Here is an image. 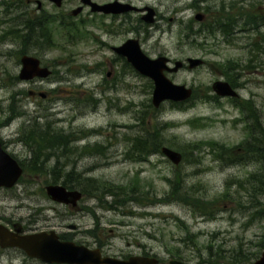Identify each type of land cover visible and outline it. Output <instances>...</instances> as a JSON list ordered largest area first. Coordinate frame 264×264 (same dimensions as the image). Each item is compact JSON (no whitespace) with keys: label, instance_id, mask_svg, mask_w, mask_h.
<instances>
[{"label":"rangeland","instance_id":"374dc122","mask_svg":"<svg viewBox=\"0 0 264 264\" xmlns=\"http://www.w3.org/2000/svg\"><path fill=\"white\" fill-rule=\"evenodd\" d=\"M134 1L166 11V0L164 5L161 0ZM24 4L25 0H0V137L24 168L34 150L18 135L31 128L59 132L64 145L52 147L55 154L45 161V172L25 168L17 186L0 189V220L74 223L93 231L96 214L107 227L111 255L136 252L141 244L158 255L160 264L172 259L184 264L258 260L264 251V161L248 150L255 145L264 148V0H170V14L178 10L170 24L165 18L142 23L140 36L149 35L142 48L149 53L166 54L172 61L205 60L200 67L169 75L197 97L167 100L158 107L152 104L151 78L130 66L113 70L108 64L114 56L110 46L132 34L108 39L96 27L102 19L95 15V24L84 17L83 22L75 20L70 31L65 23L45 21L30 41L23 37L31 30L25 28ZM251 15H258V22L247 23ZM214 21L215 31L206 32ZM12 29H18L21 38L14 37ZM24 49L38 56L53 75L19 79ZM220 63L227 65V77L238 85L240 102L250 101L248 111L233 99L212 101L214 81L228 80ZM182 102L183 107L175 106ZM12 106L17 117L9 119ZM141 141L158 147L160 143L161 148L183 152L185 158L175 164L163 152H152L143 160L129 157ZM210 142L229 150L219 157L204 145ZM195 143L200 144L191 145ZM54 165L58 171H53ZM55 178L84 193L78 205L83 216L47 196L45 187ZM177 178L175 186L181 185V190L174 196L171 180ZM105 183L115 185L116 198L129 196L123 205L112 202L108 194L113 193L103 191ZM97 184L100 190L89 188ZM131 184L134 189L116 187ZM86 239L95 242L93 235Z\"/></svg>","mask_w":264,"mask_h":264},{"label":"flooded vegetation","instance_id":"af4514ba","mask_svg":"<svg viewBox=\"0 0 264 264\" xmlns=\"http://www.w3.org/2000/svg\"><path fill=\"white\" fill-rule=\"evenodd\" d=\"M93 2H96L100 5H111L112 3H116L115 10L103 11V12L94 11L93 7L85 0H61L60 5H58L56 1H52V0H25V3H27L26 5L24 4V8H23V12L25 13L23 16H26L27 18L25 19L23 17L24 20H26L25 28L27 29V32L31 29L32 19L39 21V23L36 24L37 26H40L41 25L40 23L42 21H48L51 19L55 21H60L61 24L62 23L67 24L66 27L70 31L71 29H74L75 20L81 19V22H83L82 18L87 17L88 21L90 22L94 21L93 23H96L95 22L96 19L93 18L95 15H99L102 20L99 23L97 22L96 24H98L97 26L101 27V30L104 32L103 35L107 36L108 39L111 37H115V35H120L124 33L129 35L132 34V36L126 37L121 44L110 46L114 56L112 62L109 61L108 64L114 70L115 66H120V65H123L126 68H128L129 66L133 68V65L128 61V58L119 54L116 48L126 44V42L129 40H136L137 43L142 48L143 40H147L149 36L147 33L143 37L140 36L141 35L140 31H142L141 28H143V26H141L142 23L158 22V20H162L165 18L170 24V17L171 19H174L178 12V10L171 12V14L174 13V16H171L170 0H166V11L163 13L159 10V7L155 9L149 6L147 2L144 3V5H140L134 0H107L104 3H99L95 0H90V3ZM159 3L160 5H164L162 0ZM16 4L9 3L7 5L16 6ZM53 8L57 9L55 13L52 12ZM76 10L79 11L77 14H74ZM61 26L63 27V25ZM146 30H150V27H148ZM169 31H170V25H169ZM104 43L105 44L108 43V40ZM146 45L150 46L148 43H146L145 46ZM142 50L149 58H158L160 56H164V57L166 56V54H161V53L155 56L154 51H151L153 52L151 54L148 52V49L144 50L142 48ZM166 57L168 59V65L170 67V61H171L170 57L169 56ZM185 67L186 66H184V68ZM166 74L168 76L170 75V69H167ZM231 85L239 93L238 85L234 83H232ZM217 97H219V99L227 98V99L236 100L233 103L237 102L238 100L242 101L240 93L237 97H221L218 96L216 93H214V95H211V99H213L212 101H215ZM250 115L251 114L249 113L247 117H250ZM3 144L5 146V142H3ZM69 189H74V188H68V190ZM63 205L67 209L70 208L72 210H75V212L80 211V213H78V216L79 214H81L80 216H83L82 211L84 209H82L81 207L79 206L72 207L71 205H67V204H63ZM93 221L95 223V228L93 229V231L91 230L87 231L86 229L87 227L81 229L80 228L82 227L81 225H77L74 223L72 224L61 223L58 226L49 223L38 225L37 222L25 223V222H19L13 220L11 218L0 220V224L4 225L6 229H8V231H10L11 233H16L15 230L20 229V231H18L17 233L21 236L33 235L36 233L51 234V232L54 231L58 236V239L62 242H73L76 245H83L84 247L90 250H99L102 256H107V255L115 256V255H111L108 252V249L110 250V248H112V244L110 243V241L105 240L108 237V233L105 234V230L107 229V227H105V225L103 224L102 217L95 214ZM17 222H19L20 224H18ZM66 226L67 229H64ZM54 227H60L61 230L57 231L55 230ZM111 232L114 233L113 230H111ZM87 235L90 236L93 235L95 237V242L91 243L89 240H87L86 239ZM136 246H138V250H136V252L123 253V255L115 256V257H120L126 260L132 256H145L153 261L155 260V258L158 259V261H155L151 264L163 263L157 254L150 252L149 250L146 249V247L142 246L141 244H137ZM0 264H70V263H55V262L44 261L40 258L30 256L24 249L20 247L4 245L0 241Z\"/></svg>","mask_w":264,"mask_h":264},{"label":"water","instance_id":"95a60500","mask_svg":"<svg viewBox=\"0 0 264 264\" xmlns=\"http://www.w3.org/2000/svg\"><path fill=\"white\" fill-rule=\"evenodd\" d=\"M56 1L58 5L61 0ZM94 10L114 11L115 4L99 5L90 3ZM79 10L74 13L77 14ZM197 18L202 20L201 15ZM119 54L128 58V61L141 74L149 76L154 81L153 104L158 107L165 100L184 101L192 95V89L184 84L174 83L164 73L165 69L170 71H178L183 67V61H176L173 68L166 67V58L160 56L156 59L149 58L140 48L136 40H129L126 44L117 47ZM190 68L200 65L203 60L201 58H189ZM21 70L19 78L24 80L34 79L35 77H48L52 71L47 66H41V60L33 55L25 54L21 57ZM214 91L220 96H236V92L229 82L217 80L213 84ZM162 152L169 157L175 164H179L183 158L182 154L170 147H162ZM23 173V168L19 162L13 158L2 146L0 141V188L12 187L16 184ZM47 194L55 201L70 203L77 205V201L82 198L79 190H67L63 185L51 184L46 187ZM11 233L0 224V241L4 245L16 246L24 249L30 256L40 258L44 261L55 263L70 264H151L155 261L143 256H132L129 259H121L112 256H102L99 250H90L83 245H76L73 242H62L54 231L51 234L37 233L28 236H21ZM170 264H184L180 260H171ZM253 264H264V251L261 257Z\"/></svg>","mask_w":264,"mask_h":264},{"label":"trees","instance_id":"16d2710c","mask_svg":"<svg viewBox=\"0 0 264 264\" xmlns=\"http://www.w3.org/2000/svg\"><path fill=\"white\" fill-rule=\"evenodd\" d=\"M258 18H259L258 15H251L249 17V19L247 20V23H256V22H258ZM48 21H53V20L50 19ZM43 22H45V21H42L40 24H42ZM37 23H39V21H36V20L32 19L30 33H27V34L23 35L24 38L32 41V39H33L32 38V32L38 27L36 25ZM214 24H216V21L213 22L212 26L206 27V32H208V33H210L211 31L214 32L215 31V28L213 27ZM226 27L227 26H224V29H223V31H225V32L227 31ZM11 34L14 37H16V38H21V34H20L18 29H12ZM25 53H26L25 49L21 51V55H23ZM220 64L224 67V73L226 74V77L230 76L231 73L229 71H227V68H228L227 65L226 64L224 65V63H220ZM227 79H228L229 82L233 83L232 80H230L228 77H227ZM196 97L197 96H193L192 99H194ZM92 99H93V97H92ZM249 104H250V101L246 100V99L243 102H240L241 107L243 108V110H246V111H248L249 108H250ZM182 105H183V102L180 103V104H175V106H177V107H183ZM15 111H16L15 108L12 106V108H11L12 115L10 116L9 119H14L15 117H17ZM9 121L10 120H8L7 122H9ZM191 123H195L194 119L191 121ZM34 126H38V125H34ZM29 129H27V131ZM61 137H62V134H60L59 132L53 134V133H50L49 131H46V132L45 131H35L33 128H31V131H28L26 135L20 136L18 139L20 141L25 142L27 145H31V147L34 150V155L30 159V161L27 164H25V162H23L24 165L26 166L25 168L27 170H29L31 172H35V173H43V172H45L44 171V163H45V161L49 159L50 155H54L55 154V151H51V149H53L52 147H60V146L64 145V142H62ZM154 143L158 144V142H154ZM199 144L200 143H195V144H191V145L194 146V147H197ZM209 144L210 145L204 143V145H207L210 148H212L213 152L219 157H221V155L223 153H225V151L229 150V149L224 148L223 146H220L219 144H217L215 142H210ZM158 145H159V147L156 146L155 144L153 146L146 145L145 141H141L138 144L135 143L134 146H133V152H129V157H132L133 159H139L140 158L139 160L146 159L145 156L149 155L152 152H161V146L162 145L160 146V143ZM256 146L257 145H255L256 149L254 148L253 150H248V152L252 151L254 153V155H256V157L260 159V161H264V148H263V146H259V145L257 147ZM153 149H155V150H153ZM182 155H184L183 152H182ZM59 168L60 167H58V165L52 166L53 171H58ZM69 175H71V174H69ZM85 180L86 181H94L92 178H85ZM179 180H180L179 178H177L176 181L171 180L172 181V186L175 187V189L173 191L174 196H175L176 192H177V195H178L180 190H181V188H180L181 185H179V186L176 185L175 186V182H179ZM53 182L57 183L58 181L55 178ZM61 183L63 185H65V186H67V188H73L72 184L69 183V182L63 181ZM90 185L92 187H94L92 183ZM99 186L100 185L97 184L95 188H92V187H89V188L93 189L95 191H98V190H100ZM113 186H115V185L114 184L108 185V184L105 183V184H103V188H104L103 191L112 192L113 195L111 193L108 194V195L113 197V201L112 202H114L117 206L121 205V204L123 205L125 203L124 202L125 198H128L129 196H123L122 199L116 198L115 195H117V194H115ZM131 186L134 189L133 184L125 185V186H116V187H117V189L130 190ZM128 188H130V189H128ZM124 193L127 194V192H124ZM120 195L121 194H119L118 196L120 197ZM95 196H99V195H95ZM109 205L112 206L111 203Z\"/></svg>","mask_w":264,"mask_h":264}]
</instances>
